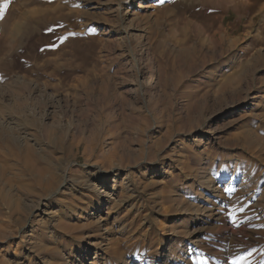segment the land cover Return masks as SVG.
<instances>
[{
	"label": "rangeland",
	"instance_id": "obj_1",
	"mask_svg": "<svg viewBox=\"0 0 264 264\" xmlns=\"http://www.w3.org/2000/svg\"><path fill=\"white\" fill-rule=\"evenodd\" d=\"M263 22L264 0H0L1 105L68 131L49 187L0 189V264H264Z\"/></svg>",
	"mask_w": 264,
	"mask_h": 264
},
{
	"label": "bare ground",
	"instance_id": "obj_2",
	"mask_svg": "<svg viewBox=\"0 0 264 264\" xmlns=\"http://www.w3.org/2000/svg\"><path fill=\"white\" fill-rule=\"evenodd\" d=\"M15 102L16 101H14V103ZM1 104L2 103H0V115L2 116V118H0L2 121L0 122V189L1 191L8 190L4 194H6L9 199L11 195L9 194L10 191L13 192L14 188L19 191V195H16V199L12 197L11 199L15 200L9 204L11 209L15 210V208L18 209L19 205L23 206L20 201L22 200V197H20L21 195L29 197L36 194V187L42 189L52 184L51 182L53 181V176H56V171L53 165L49 164L48 160L45 161L39 152L44 151L43 148L51 147L52 145H63L68 131L66 132L67 129H61L60 127H55V125L50 124V126H42L39 118H37L36 115H32L33 111L29 114L26 112L28 109L23 111L24 109L22 108L21 111L16 110L15 112L9 109V105L3 106ZM18 104H20V101ZM18 104L15 103L12 107ZM30 128L32 129L31 131H33L31 134L28 131ZM28 136L32 137L34 141L31 142L32 140H30L31 138L29 139ZM80 143L77 144L76 148L80 146ZM73 144L74 143H72V145ZM43 160L47 162L48 165L43 164ZM48 174L50 176L52 175L50 180H47L46 176ZM207 208L210 210L209 207Z\"/></svg>",
	"mask_w": 264,
	"mask_h": 264
},
{
	"label": "snow or ice",
	"instance_id": "obj_3",
	"mask_svg": "<svg viewBox=\"0 0 264 264\" xmlns=\"http://www.w3.org/2000/svg\"><path fill=\"white\" fill-rule=\"evenodd\" d=\"M5 7H7V5H5ZM235 211L236 210H229L228 211V217L227 218L231 219L233 223H235V220H236L235 215H234ZM242 260H244V257H239V258H237L236 260L233 261V264H240V261H242Z\"/></svg>",
	"mask_w": 264,
	"mask_h": 264
},
{
	"label": "crops",
	"instance_id": "obj_4",
	"mask_svg": "<svg viewBox=\"0 0 264 264\" xmlns=\"http://www.w3.org/2000/svg\"><path fill=\"white\" fill-rule=\"evenodd\" d=\"M262 25H264V22L262 23Z\"/></svg>",
	"mask_w": 264,
	"mask_h": 264
}]
</instances>
